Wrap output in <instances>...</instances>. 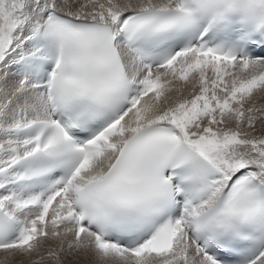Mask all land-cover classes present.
I'll return each instance as SVG.
<instances>
[{
  "label": "snow or ice",
  "instance_id": "6c2138e0",
  "mask_svg": "<svg viewBox=\"0 0 264 264\" xmlns=\"http://www.w3.org/2000/svg\"><path fill=\"white\" fill-rule=\"evenodd\" d=\"M259 100L264 0H0V253L264 264Z\"/></svg>",
  "mask_w": 264,
  "mask_h": 264
},
{
  "label": "rangeland",
  "instance_id": "374dc122",
  "mask_svg": "<svg viewBox=\"0 0 264 264\" xmlns=\"http://www.w3.org/2000/svg\"><path fill=\"white\" fill-rule=\"evenodd\" d=\"M259 104H261L259 102ZM51 244V242H49ZM49 245L45 246L44 251H47V247ZM29 264L28 258H22V257H15V258H8L7 260L4 259V255L0 256V264ZM45 264H50V262L45 261ZM65 264H93V260L90 257L85 256H77L73 257L71 260L65 259Z\"/></svg>",
  "mask_w": 264,
  "mask_h": 264
},
{
  "label": "bare ground",
  "instance_id": "6f19581e",
  "mask_svg": "<svg viewBox=\"0 0 264 264\" xmlns=\"http://www.w3.org/2000/svg\"><path fill=\"white\" fill-rule=\"evenodd\" d=\"M259 102L261 103V104H264V100H259L258 101V104H259ZM2 255H4L3 253H0V256H2Z\"/></svg>",
  "mask_w": 264,
  "mask_h": 264
}]
</instances>
